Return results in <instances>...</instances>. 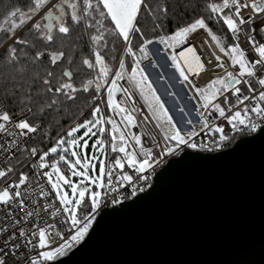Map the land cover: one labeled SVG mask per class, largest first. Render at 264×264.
Wrapping results in <instances>:
<instances>
[{"label":"snow or ice","instance_id":"6c2138e0","mask_svg":"<svg viewBox=\"0 0 264 264\" xmlns=\"http://www.w3.org/2000/svg\"><path fill=\"white\" fill-rule=\"evenodd\" d=\"M51 5V7H47ZM251 7L253 14L249 15L247 18L242 14L246 9ZM41 9H46L45 12L41 13ZM55 9V12L52 10ZM207 9L210 10L212 14L219 16L220 13H223L221 19L223 23L227 26L228 31L232 34L233 38L239 34H246L247 42L252 45V49L257 54V59H250L246 56V52L241 48L239 43H234L228 47L226 55H231L232 64L239 66V73L234 75L232 72H228L226 78L223 79H214L207 86V89H196L197 93L202 96L204 109H208L209 106L218 112L219 117L227 119V123L231 126L232 129L240 130L238 126L249 127L251 131L257 132L264 128V90H261L257 93L256 88L253 87L252 81L247 78H255L258 85L261 89H264V75H258V67L264 68V43L258 41L256 36L252 33L259 31L264 34V19L260 20L258 28H248L245 29L246 25H251L256 20L259 14H264V0H252V2L245 3L244 0H222V3H209ZM169 7L167 5L161 4L160 0H155L154 4H149L148 0H59L58 3H54L53 0H28V4L25 7H13L12 10L8 11L4 23L8 25V28L5 30L6 33H11V36L7 38L12 39L13 44L19 45H29L31 39L35 38L47 43H53L56 40V37L53 35L52 29H56L59 34H61V39L67 37L70 38V33L73 31V26L83 25L86 28L95 29L97 34L91 36V40L94 43H99L105 39V33L109 35H115L118 38H122L128 45L127 53L135 56V53L131 47V40L134 34L139 33L140 39L143 40V44L140 46L139 51L144 55H147V45L152 44L153 39L144 38V33L141 31V28L138 26V17L141 16L142 12H146L149 16L153 18L154 21L161 20L162 17H167L169 12ZM228 10V11H225ZM56 13H59L58 15ZM39 14V16H38ZM44 19L48 21L42 27L41 23L38 22V19ZM213 16H209L207 19H213ZM110 21L113 28L105 27L104 21ZM162 24L157 23L156 28H161ZM0 28H3V25H0ZM18 29H23L29 35L25 38H21L16 35ZM198 29H205L208 31V35L211 36L212 40L217 42V46L220 47V51L224 52L225 48L220 46L219 39L216 35L212 33L209 29L208 24L206 23L205 18H198L195 22L191 23L188 26L179 28L178 31L171 36L164 37L161 36L156 41L160 44H168L169 40L179 41L181 37L186 38L189 33H195ZM155 30V29H153ZM32 47H35V44H31ZM22 51V50H21ZM189 52H194L195 48L187 49ZM7 63L11 65L13 69L17 72L25 73L26 68L20 67L21 59L20 53L16 47L9 46L7 49ZM27 57V53H23ZM47 58L51 65H57L62 59H68V56L65 51H51L46 54L45 51L37 50L35 55L31 58L32 64L38 69L31 76V84L29 85L28 90L20 98V103L24 106L21 111L27 112L29 115H36V112L33 111V106L36 107L39 113H45L47 109H51L54 106L59 107L62 105L63 100L60 97H64L67 100L75 99L74 93L77 89L73 86L72 83L64 82L62 77L71 78L73 73L69 70H64L62 76L58 78L54 71L44 69V75H40L39 69L43 67L42 58ZM175 61V57H173ZM216 60L219 61L220 57L217 56ZM39 62V63H38ZM69 59V63H70ZM137 67L131 69L130 80L136 82V86L141 88V95L144 96V99L148 102L149 107L153 108V102L155 104L154 111L162 112V114L167 117L168 123L172 125L174 129V135L165 136L166 140L175 141L176 146L181 145L187 146L188 148L195 149L197 148L196 143H190L189 141L193 136H196L197 133L192 132L188 133V138H185V135L181 133V130L172 123V117L167 115V109L164 108L163 102L160 101L159 96L156 95L155 89H152L151 83L147 82V76L143 75V69H139V61L136 62ZM211 64V61L208 62ZM83 64L88 68H94L96 65L100 66L101 73L106 77L110 71L107 65L104 62V57L101 55L100 51L95 52V63L91 62L89 59H84ZM177 68L180 70V75L185 80L188 77L185 75L180 65L177 63ZM219 67H223V64H220ZM139 73L140 79L137 80V74ZM126 72L125 63L123 60L119 63V70L114 73V79L111 81V86L108 89V107L113 110H118L120 113L126 111L125 108H122L119 104L115 103L113 96L115 92L123 91L125 95L128 94L127 89H121L118 85V81L124 78ZM15 77L10 78V86L12 89L18 91L21 87L20 84L15 83ZM147 82V87L151 93V96L145 95L143 86ZM89 84L93 83L92 81L88 82ZM219 85V87H217ZM246 88L249 93L253 95H243V88ZM97 90L101 87L98 83L96 85ZM85 91L87 86H85ZM230 92L232 96L236 98L235 103L232 107L239 109L241 105H244L242 110H236L230 116L226 115L225 107L221 106V103H215L219 95H224L225 93ZM15 95V91L10 93ZM52 94V95H49ZM243 95V99L241 96ZM252 100L257 101L255 104L245 105L244 101L251 102ZM229 100L228 96H224L223 104L228 105ZM231 109H229L230 111ZM133 111H136L133 108ZM181 112L184 111L183 108L180 109ZM101 110L99 107H96L92 112L93 117L99 116ZM211 113H209L210 115ZM258 116L261 120L260 124L253 123L250 115ZM198 115L203 116L204 113H198ZM129 125L135 124V117L129 113L124 117ZM147 119V117H145ZM111 124L112 131L118 132L119 129L116 127L115 121L112 119H107L103 116H100L98 119L86 120L85 122L78 124L73 127L67 135L69 137L73 136V133L78 132L79 129L83 128L86 131L83 133V136L73 138L69 141L60 140L58 146L64 143H67L74 147H82L87 149L89 147L88 140L85 137L96 136L97 132L93 131V128H96L98 125ZM189 125L192 124L191 120H188ZM39 125L34 124L27 117L20 119L19 121L13 122L12 116L8 111L0 112V135L4 136L6 142L0 143V154L11 153L14 151H20V141L19 137L26 136L30 133H36ZM205 128H208L209 125L205 123ZM98 131L104 133L106 129L104 127H99ZM213 132L220 134V141L228 139L225 135V129L221 126H216L212 129ZM115 139V137H113ZM133 139L137 145L141 144V139L139 136H134ZM125 136L124 133L120 134V141L124 142ZM80 141H83L81 144ZM97 145H103V141L97 139L95 144L92 145L95 148ZM65 153L69 149H63ZM113 151H116L115 145H113ZM174 149L169 148L168 152H173ZM49 152L56 153L57 147H52L49 151H45L42 155H39V167L46 168L48 165L44 162L45 158L49 155ZM119 152L124 153L126 162L129 168L134 169L136 173H142L146 168H150L152 165L150 159L152 158V151L150 149L141 148V154L147 158L143 160L137 159V154L135 152L126 151V148L122 145L119 148ZM37 149H31V155L37 156ZM72 157H76L74 162L66 161L65 155L59 156V161H65L67 164L68 170L71 172L72 176L80 177V183L84 184L85 181H89L92 184H95L99 188L104 187L103 178L106 175V167L103 161L100 162L99 167V176L93 178L89 175V164L87 163V158L84 157L85 163L81 165V155L76 151L71 152ZM95 158V157H93ZM9 158L6 156L5 161L7 162ZM114 163L117 168L123 169L125 167L121 159H115ZM81 165L82 170L77 171V166ZM52 172L43 173V175L48 177L49 182L51 183V188L59 190L61 182L64 185H68L71 188L72 194L75 196L78 194L80 199L75 200L77 205H80L85 198V194L89 192L88 187L79 188L71 182L70 179L66 178L64 174L61 173V169L57 167V164H52ZM93 169L95 166H91ZM14 169L12 167H0V179L5 180V186L3 189H0V205H5L11 208L12 204L18 202L19 209L24 212V215L28 218H31L35 215H39L38 212L27 211L25 207V201L29 196L28 191V182L29 177L25 173L18 174V182L9 183L6 178H9V174L13 173ZM52 173L56 174V182L52 183ZM111 172H107L109 177L107 183L111 184ZM146 179V177H139ZM120 179L122 181L131 182L133 176L127 173H124ZM23 190H21V187ZM143 191V189H141ZM42 195L44 193H41ZM59 196L60 203L64 205H70L73 203L72 200L68 199L67 193L60 195L59 191L57 192ZM133 195H135V189H133ZM102 196V193L99 191H91V205L93 209H96L99 206V200ZM30 203H36V201H29ZM45 210H47L45 208ZM65 212L70 210L65 207ZM71 223L75 225H80L81 220L76 218L75 211H71ZM10 215V213H9ZM20 223V220L13 219V231L9 233L4 239V245L8 248L6 252L4 248H0V264H6V257L11 253L12 249L20 248V244H12L11 242L18 236L19 238L26 241L27 244H33V241L28 238V234L24 229H20L18 232L15 231V226ZM91 224L90 222L84 223L82 227H78L76 234L71 237L72 241H78L84 238L85 234L88 232ZM38 246L40 248H45L46 239H45V229L39 228ZM5 232H8V228L5 226H0V235H3ZM35 232H33V235ZM64 255V247L56 248L52 251H41L39 256L43 258V261H53L58 256ZM31 264H36V261L33 260Z\"/></svg>","mask_w":264,"mask_h":264},{"label":"water","instance_id":"95a60500","mask_svg":"<svg viewBox=\"0 0 264 264\" xmlns=\"http://www.w3.org/2000/svg\"><path fill=\"white\" fill-rule=\"evenodd\" d=\"M46 264H264V128L170 158L152 187L103 208L77 246Z\"/></svg>","mask_w":264,"mask_h":264},{"label":"built area","instance_id":"2783aa9c","mask_svg":"<svg viewBox=\"0 0 264 264\" xmlns=\"http://www.w3.org/2000/svg\"><path fill=\"white\" fill-rule=\"evenodd\" d=\"M55 1L56 0H53V2ZM244 2L250 4L252 0H244ZM47 7H51V5H48ZM45 11L46 9H44L41 13ZM242 14L245 16V18H247L249 15H255L253 14L251 7L246 9ZM261 19H264V14H259L254 23L251 25H246L245 29L258 28ZM252 34L256 36L258 41L264 43V34L260 33L259 31ZM232 41L241 45V48L245 50L246 56L248 58L253 60L258 58L257 54L252 49V45L247 42L246 34H239L234 38L232 36ZM189 48H195V51H187ZM162 53H165V51H162ZM217 56L220 57L219 61L216 60ZM173 57H175V61L173 64H171L172 68L178 71L179 69L176 66L178 63L180 68L183 69L185 75L188 77L187 80L191 81L200 88H204L211 83V81L214 79L213 72L219 68L220 64H223L225 67L224 71L222 72L223 75L225 74L227 76L228 72H232L234 75H237L240 71L238 65H233L232 60L222 54L215 41L212 40L211 36H209L207 31L204 29H198L195 33H190L185 38L184 42L174 50ZM121 60H123L125 63L124 58ZM209 61H211V64L208 63ZM119 63L116 66L114 73L119 70ZM257 67L258 75H264V68L260 66ZM114 73L105 87L107 104L108 89L111 86L112 79H114ZM247 79L252 81L253 87L256 88L257 93L261 90H264L261 89L255 78ZM118 85L121 89H127L128 94L125 95V93L121 90L119 92H115L113 96L115 103L119 104L122 108H125V112L120 113L118 110H113L108 107L110 111V119L115 121L116 127L119 129L118 132H114L112 131L111 125L112 149L113 145L116 147V151H112L122 158L126 164V167L123 169L117 168L112 157L108 155L106 156L107 167L104 196L99 206L96 209H93V211L86 218L82 219L80 225L74 226L71 223V219L69 218L67 212L64 211L63 205L60 203L55 191L51 188L48 177L43 175V173L52 172L51 165L54 164L55 161L50 160L49 163H47L48 167L42 169L39 167V155H42L44 151L41 148H36L38 153L37 156L31 155L33 139L42 129L41 124L34 123L39 125L36 133H30L26 136L19 137L21 148L20 151L0 154V167H12L14 169V172L9 174V178H6L9 183L18 182L19 173H25L28 175L29 196L25 201V207L27 211L39 213L38 216L34 214L33 217L28 218L24 215V212L19 209L18 202L12 204L11 208L5 205H0V226H5L8 228V232L0 235V248H4L6 252L8 251V248L4 245V239L9 235V233L13 231V219L20 220V223L15 226V231L18 232L20 229H24L28 234V238L33 241L34 245H36L33 247V245L27 244L25 240L17 236L11 243L20 244L21 246L18 249L11 250V253L6 257V264H31L33 260L36 261V264H46L47 262L43 261V258L39 256V252L47 251L52 247L62 245L71 240V237L76 234L77 228L82 227L84 223L88 222H90L92 225L98 213L103 208L117 206L120 203L129 201L136 195L147 191L154 183L156 171L170 158L177 156L183 150H197L202 152L216 151L227 147L226 145L231 141H235L236 139L243 136H251L256 133L251 131L249 127L244 126H238L240 130L232 129L227 123V119L219 117L218 112H216L211 107V105L206 110L202 107L203 104H199V113H204L203 116L199 115L201 122L203 125L207 123L209 127H203V129L198 132L196 136H193L189 141L190 143H196L197 148L192 149L184 145L179 147L176 145L173 146L168 140L164 138L165 134L151 116L150 112L136 92L132 81L129 79L127 68L124 78L118 81ZM229 93L230 92L227 94ZM243 95L251 96L253 94L249 93L246 88H243ZM243 95L241 96V99H243ZM214 102L218 103L219 99L215 100ZM255 103H257L255 100H252L251 102L244 101V104L249 106ZM243 107L244 105L240 106V108ZM133 108H135L136 111H133ZM2 111H8L12 116L13 122L24 119L25 117L30 120L31 117V115H29L26 111H20L16 113L12 112L9 107L0 100V112ZM233 111L234 110L228 112L226 111V115L230 116ZM129 113L135 117V124L129 125L124 119V117ZM209 113L211 114L209 115ZM145 117H147V119H145ZM252 122L260 124L261 120L258 116H256ZM216 126L224 127V134L227 135L228 139L220 141V134L212 131V129ZM211 132H213V134H211ZM121 133H124V142L120 141ZM134 136L140 137V145L135 143V140L133 139ZM113 137H115V139H113ZM6 139L11 138H5L4 136L0 135V143L6 142ZM122 143L126 148V151L135 152L137 154L138 160L147 158L141 154V148L150 149L153 154L152 158L155 154H157L156 158L150 159L152 166L150 168H146L142 173H136L134 169L129 168L126 158L124 157V153L119 152V148ZM169 148L174 149V151L171 153L168 152ZM6 156L9 158L7 162L5 161ZM19 162L21 163L19 166H17ZM59 164L62 171L67 174L70 179L75 178L69 173V170L65 164ZM107 172L112 173L110 177L112 180L111 184L107 183L109 179ZM124 173L132 175L133 180L131 182L122 181L120 177ZM139 177H146V179ZM4 186L5 180L0 179V189H3ZM23 187L24 186L21 187V190H23ZM133 189H135V195H133ZM141 189H143V191H141ZM41 193L44 194L42 195ZM33 200L36 201V203L29 202ZM45 208L47 210H45ZM41 227L45 229V234L52 243L50 247L40 248L38 246V230ZM33 232H35L34 235Z\"/></svg>","mask_w":264,"mask_h":264},{"label":"trees","instance_id":"16d2710c","mask_svg":"<svg viewBox=\"0 0 264 264\" xmlns=\"http://www.w3.org/2000/svg\"><path fill=\"white\" fill-rule=\"evenodd\" d=\"M148 3L150 5L154 4L155 0H148ZM160 3L169 7L170 10L167 17H162L161 20L154 21L146 12H142L141 16L138 17V26L144 33V38L153 39V43H156L161 36L168 37L173 35L179 28L190 25L198 18H205L209 29L218 37L220 43L225 46L234 44L231 33L221 19L223 13L217 16L207 9L209 3H222V0H160ZM27 4L28 0H0V25H3V28H0V50L11 40L7 38L11 36V33H6L5 31L8 28V25L4 23L7 12L12 10L13 7H25ZM209 16H213L214 18L209 20L207 19ZM157 23H161L162 27L156 28ZM104 24L107 28L114 27V25L107 20L104 21ZM21 30L22 29H18L16 35ZM52 32L56 37L53 43L46 44L43 41L32 38L29 45L13 44L12 42L0 53V100L15 113L20 112L24 107L20 103V98L25 91L28 90L31 84L32 74L38 70L31 62V58L35 55V52L41 50L45 51L47 54L51 51H65L68 56V59H62L57 65H51L46 57L42 58L43 67L39 69L41 76L44 75V69L46 68L47 70L54 71L58 78L62 76L64 70L71 71L73 73L71 79L68 77H62V79L64 82L72 83L77 89L73 94L75 99L67 100L61 96L60 99L63 100L62 105L47 109L45 113H39L36 107L33 106V111L36 112V115H31L30 120L33 123L41 124L42 129L33 139L32 147L41 148L44 152L55 147L61 139L68 141L69 136L67 133L73 127L83 123L86 119L94 118L92 112L96 107H99L101 110L99 116H97L98 118L103 116L105 120L109 119L110 111L105 96V87L113 75L116 66L122 58L125 60L130 57L131 60L140 62L144 59V54L139 51L140 46L143 44V40L140 39L139 33L132 36L131 47L135 53V56H133L127 53L128 45L122 38L109 35L107 32L104 34L105 39L98 44L91 40V36L97 34L95 29L86 28L83 25L73 26L70 38L65 37L61 39V34H59L56 29ZM28 35L29 34L24 31L20 37L25 38ZM215 43L217 42L215 41ZM31 44H35V47H32ZM9 46L16 47L20 53L21 63L19 66L27 69L25 73L22 74L17 72L7 63V49ZM96 51H100L101 55L104 57L105 64L110 70L106 77L101 73L99 65H96L94 68H88L83 64L84 59H89L91 62L95 63ZM23 53H27V57H25ZM69 59L71 61L70 63ZM11 77H15L14 82L21 85L18 91L11 88ZM89 81L93 83L89 84ZM98 83L101 85L99 90H97L96 87ZM85 86H87L86 91L84 90ZM13 91H15V95L10 94ZM227 96L229 100L228 105L223 104L224 96L219 99V103H221V106L225 107L228 112L229 109L234 108L232 105L235 103L236 98L230 93L227 94ZM101 126L102 125H100V127ZM104 128L106 131L104 133L98 132L94 138L100 137L99 140L103 141V145H100V147L106 156H111L113 160L121 159L122 163L126 165L122 158L112 151L111 124L105 123ZM81 131H84V129ZM233 142L234 141H231L226 146L232 145ZM156 157L157 154H155L152 159ZM50 159H52V155L49 156V160ZM20 163L21 162H19L17 166H19ZM92 211L93 208L89 200H83L80 206L81 220L86 218Z\"/></svg>","mask_w":264,"mask_h":264},{"label":"rangeland","instance_id":"374dc122","mask_svg":"<svg viewBox=\"0 0 264 264\" xmlns=\"http://www.w3.org/2000/svg\"><path fill=\"white\" fill-rule=\"evenodd\" d=\"M58 2H59V0H56L54 3H58ZM43 10L44 9H41V12ZM52 10L55 12V9H52ZM38 22L41 23L42 27L45 24V21L43 19H40V18H38ZM184 40H185V38L181 37L179 39V41L170 40L168 42V44H166V45L165 44L163 45V44H160L157 42L155 44H159L160 46H164L166 51L170 55H172L174 50L180 44H182L184 42ZM155 44H153L152 47ZM159 45H157V46H159ZM220 46H223L225 48V51L222 52V54L225 55L227 58L231 59V55L225 54L227 52L229 46H225L222 43H220ZM157 48L158 47H156V45L153 47V49H157ZM218 48L220 50V47H218ZM152 51H154V50H152ZM151 53L153 55V52H151ZM148 56L149 55H147V60H145V62L148 61V59L149 60L151 59ZM136 62L137 61L131 60L130 57L125 59V65H126L129 77L131 75V69L133 67H137ZM162 63H163L162 65L158 64V67L155 69H149V67L151 66L150 63H141L139 61L138 68L143 69V75L147 76V82L151 83L152 89H155L156 95L159 96L160 101L163 102L164 108L167 109V115L172 117V123H174L176 125V127L181 130V133L183 135L187 136L188 133H192L193 131H192V128L190 127V125L186 124L187 123L186 120H191L192 124H193L194 120L198 119L197 123L193 124L192 126H193V128L195 127L194 128L195 130L202 128L201 119H200L198 113H199V104L201 102H203V99H202V96L197 93L196 89H207V86L209 84L204 88L196 87L195 84H193L190 81L185 80L183 77H181V75L178 73V72H180V70L176 71L175 69H173L172 65H170L168 63V61L162 60ZM224 68H225L224 66L219 67L218 69H216L213 72L214 79L226 78V75L225 74L223 75V73H222L224 71ZM140 75L141 74L138 71L137 80L140 79ZM147 82L144 84L143 90H144L145 95H148L150 97L151 93L147 87ZM132 83H133L134 88H135L136 92L138 93L139 97L141 98L144 105L146 106V108L148 109L151 116L154 118V120L158 124V126L161 128V130L163 131L165 136L167 135L170 137V136L174 135V129L172 128V125L170 123H168L167 117H165L162 114V112L154 111V108L156 107L154 102H153V108H150L148 102L144 99V96L141 95V88L136 86L135 81H132ZM217 87H219V85H217ZM226 94L227 93H225L224 95H219L218 99L225 96ZM181 108L184 109L183 112L179 111ZM249 115H250L251 120L256 117L255 115H252V114H249ZM95 119H98V117H95ZM86 120H94V118H88ZM195 125H197V126H195ZM99 127H100V125H98L96 128H93V131L98 133ZM102 127H104V124L102 125ZM81 130H83V128L79 129L78 132L73 133V136L69 137V140H71L73 138L78 139L79 137L83 136V133L86 131V129H84V131H81ZM94 137L95 136L85 137V139L88 140V145H89V147L87 149L82 148V147H74V146H71V145L65 144V143L62 145H59V146L57 144L55 146V147H57V152L56 153L49 152V155L45 158L44 162L47 164L51 160V161H55V163H57V167H59L60 169H61V167H60L59 163L65 164L67 167V164L65 163V161H59V156L65 155L66 161L74 162L76 157H72L71 152L76 151V152L80 153V155H81V165H83L85 163L84 157L87 158V163L90 166L89 167V175L93 178H96L99 176L100 162L103 161L105 164V167H107V162H106V155H105V153H103L100 145H97L95 148L92 147V145L95 144V141L100 138L99 137V138L95 139ZM61 140H64V139H61ZM168 141L173 146L176 145L175 141H172L170 139ZM80 143L82 144L83 141H80ZM65 148L69 149V151L67 153H65L63 150ZM47 151H49V149ZM50 155H52V159L49 160ZM93 157H95V158H93ZM81 165L77 166V169H76L77 171L82 170ZM93 165L95 166L94 169L91 167ZM61 173L64 174L66 176V178L70 179L68 177V175L62 171V169H61ZM69 173L71 174L70 171H69ZM74 177H75L74 179H70V180L73 184H75L78 187V189L83 188V187H88L90 190L89 192H87L85 194L84 200L88 199L89 202L91 203V191H93V190L99 191L102 193V196L99 200V204H100V202L104 196V189L106 186V175L103 178V183H104L103 188H99L95 184L90 183L89 181H85L84 184H81L80 183L81 178L76 177V176H74ZM54 182H56V174L55 173L52 174V183H54ZM53 190L55 191L56 195H57L58 191H59L60 195L67 193L68 199L72 200L73 203L70 205L62 204L63 207L64 208L67 207L70 210L69 212H67L70 219H71L70 213H71V211L74 210L75 214H76V218L81 220V218H80V214H81L80 206L82 203L80 205H77L75 203V200L80 199L78 194L74 196L71 192V188L68 185H64L63 182H61L59 190H55V189H53ZM57 197L59 199L58 195H57ZM59 201H60V199H59ZM86 234H85V236H86ZM85 236H84V238H85ZM45 239L47 242L45 248L50 247L52 243L49 241L46 234H45ZM83 239L78 240V241L69 240L64 244L52 247L47 251H52V250H55L56 248L64 247V255H62V256H65L69 253V251H71L75 246H77ZM62 256H58L56 259H58Z\"/></svg>","mask_w":264,"mask_h":264},{"label":"crops","instance_id":"0c3cea01","mask_svg":"<svg viewBox=\"0 0 264 264\" xmlns=\"http://www.w3.org/2000/svg\"><path fill=\"white\" fill-rule=\"evenodd\" d=\"M153 44H155V43H153ZM153 44H151V45H148L147 46V55H149L148 57H150L151 59L149 60L148 59V61H146L145 62V60H147V55H144V59L141 61V63H150L151 64V66L149 67V69H155V68H157L158 67V64L159 65H162V60H166V61H168V63L171 65V64H173L174 63V60H173V54L172 55H170L167 51H166V49L164 48V46H160L159 44H155L156 45V47H158L157 49H153V47L155 46H153L152 47V45ZM157 45H159V46H157ZM152 50H154V51H152ZM162 51H165V53H162ZM151 52H153V55H152V53ZM179 74H180V72H178ZM189 81V80H188ZM191 82V81H190ZM192 83V82H191ZM197 87V86H196ZM172 95V94H171ZM216 100H218V97H217V99ZM219 103V102H218ZM200 104H203V102H201ZM243 108H239V109H237V108H231V110L230 111H232V110H234L233 112H232V114L236 111V110H242ZM180 111V110H179ZM181 112V111H180ZM197 120L198 119H196V120H194V123L193 124H195V123H197ZM253 120V119H252ZM186 121H188V120H186ZM186 124H188V123H186ZM193 124H191L190 125V127L192 128V131L193 132H195V133H198V132H200L202 129H203V127H204V125H203V123L201 122V124H202V128L201 129H194L193 128ZM195 126H197V125H195ZM199 130V131H198ZM185 138H188V135L187 136H185Z\"/></svg>","mask_w":264,"mask_h":264},{"label":"flooded vegetation","instance_id":"af4514ba","mask_svg":"<svg viewBox=\"0 0 264 264\" xmlns=\"http://www.w3.org/2000/svg\"><path fill=\"white\" fill-rule=\"evenodd\" d=\"M58 14V13H57Z\"/></svg>","mask_w":264,"mask_h":264}]
</instances>
